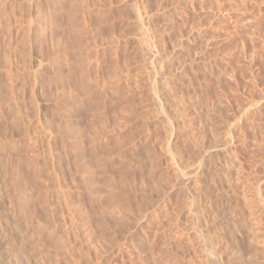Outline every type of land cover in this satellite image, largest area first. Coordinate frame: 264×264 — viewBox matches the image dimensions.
I'll list each match as a JSON object with an SVG mask.
<instances>
[{
  "label": "rangeland",
  "instance_id": "obj_1",
  "mask_svg": "<svg viewBox=\"0 0 264 264\" xmlns=\"http://www.w3.org/2000/svg\"><path fill=\"white\" fill-rule=\"evenodd\" d=\"M0 264H264V0H0Z\"/></svg>",
  "mask_w": 264,
  "mask_h": 264
},
{
  "label": "bare ground",
  "instance_id": "obj_2",
  "mask_svg": "<svg viewBox=\"0 0 264 264\" xmlns=\"http://www.w3.org/2000/svg\"><path fill=\"white\" fill-rule=\"evenodd\" d=\"M231 236V235H230Z\"/></svg>",
  "mask_w": 264,
  "mask_h": 264
}]
</instances>
